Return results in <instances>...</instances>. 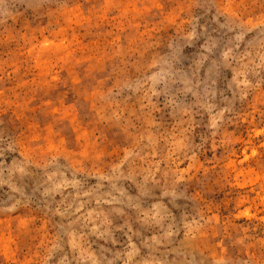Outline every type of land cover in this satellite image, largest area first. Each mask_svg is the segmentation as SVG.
<instances>
[{
  "label": "rangeland",
  "instance_id": "1",
  "mask_svg": "<svg viewBox=\"0 0 264 264\" xmlns=\"http://www.w3.org/2000/svg\"><path fill=\"white\" fill-rule=\"evenodd\" d=\"M0 264H264V0H0Z\"/></svg>",
  "mask_w": 264,
  "mask_h": 264
}]
</instances>
